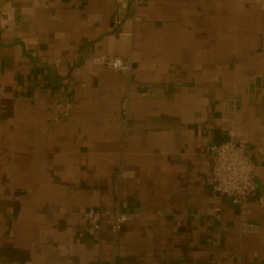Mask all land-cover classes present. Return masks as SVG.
<instances>
[{
    "label": "crops",
    "instance_id": "crops-1",
    "mask_svg": "<svg viewBox=\"0 0 264 264\" xmlns=\"http://www.w3.org/2000/svg\"><path fill=\"white\" fill-rule=\"evenodd\" d=\"M231 135L242 202L213 189ZM91 207L128 220L91 236ZM0 264H264V0H0Z\"/></svg>",
    "mask_w": 264,
    "mask_h": 264
},
{
    "label": "built area",
    "instance_id": "built-area-1",
    "mask_svg": "<svg viewBox=\"0 0 264 264\" xmlns=\"http://www.w3.org/2000/svg\"><path fill=\"white\" fill-rule=\"evenodd\" d=\"M136 5L141 0H135ZM97 65L114 71H127L133 69L131 58L120 56L102 55L97 58ZM131 95L128 94L121 104L122 125L128 128L130 116ZM255 164L252 159V150L249 140L236 135L229 136L226 140L215 146L214 163L212 167L213 189L215 194L229 196L236 202H242L256 193L254 180ZM87 218L86 231L94 236L100 229L105 217L113 216L112 229L117 233L123 223L128 220V215L120 210L111 211L106 208L91 207L85 212Z\"/></svg>",
    "mask_w": 264,
    "mask_h": 264
}]
</instances>
